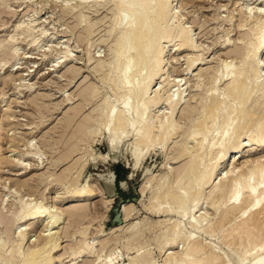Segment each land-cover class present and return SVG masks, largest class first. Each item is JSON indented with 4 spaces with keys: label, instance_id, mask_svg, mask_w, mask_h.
Instances as JSON below:
<instances>
[{
    "label": "rangeland",
    "instance_id": "1",
    "mask_svg": "<svg viewBox=\"0 0 264 264\" xmlns=\"http://www.w3.org/2000/svg\"><path fill=\"white\" fill-rule=\"evenodd\" d=\"M138 1V8L133 4L126 13H121L123 20H128V17L131 20L135 11V14H141L145 10V1L142 0L144 6ZM147 1L151 3L152 0ZM167 3L178 14L179 24L171 29L170 41L163 40L159 45L161 48L158 46L167 50L166 65L148 95L151 98L158 90L162 99L146 115L149 116L151 129H157L152 132L155 137L159 135L158 130L163 123L172 122L178 131L165 147H160L158 136L156 145L159 148L154 147V151L152 149L145 156V147H139L136 142V128L128 126L121 133L118 131L119 134L105 128L109 120L108 108L114 105L120 112L125 108L120 98L127 92L120 87L126 71L117 60L127 57L128 34L124 30L135 22L128 25L129 21L125 20L123 25L114 29L118 8L113 0H0V264H44L47 260L45 264H129L132 261H137V264H175L183 253L197 244L202 245L206 254L218 252L220 264H229V260H232L231 264H248L253 256L261 254V246H264V208L251 212L249 228L252 234L249 237L237 233L229 237L223 229L230 224L235 225L241 215L236 212L228 224L217 223L219 216L213 204L218 202V195L211 196V191L219 181L217 179L230 169H239L238 172L236 170L238 175L243 173L239 172L245 164L251 167L257 161L264 163V148L258 147V137L253 133L257 129L253 127L264 122V94L251 109L252 113L248 111L241 116L245 121L239 119L242 128L248 125L251 130L238 128L240 123L237 122V133L241 130L242 135V131H246V136L242 135L239 140L246 147L235 164L231 161L218 166L216 176L205 187L199 186L198 180L223 157L219 159L220 153L215 145L222 141L220 134L217 135V128H220L223 121L220 119L226 116L230 109L226 108L232 100L229 91L233 80L227 71L239 75L248 62L245 67L251 77L246 92L250 91L249 94L252 92L253 95L250 97L247 93L243 102L246 106L241 96L243 99L237 102L235 108H246L257 94L254 93L256 87L264 83V78H261L264 77V53L258 57L261 70L256 78L252 76L255 68L252 60L245 61L259 45L257 39L264 23V0H168ZM67 6L69 11H65ZM132 8L135 10L130 12ZM152 24L156 25L157 20H153ZM185 29L189 30L190 39L194 41L193 47L196 46L193 50H179L178 46L182 44L179 35ZM150 35V39L155 36L153 32ZM118 51L125 54L121 53L117 58ZM120 55L123 57L120 58ZM192 60L194 66L190 69L188 63ZM145 65L151 66V63H143L137 69L140 71L135 72L134 77L137 78L131 79L129 90L140 87L141 77L143 79L150 69ZM227 66L232 67L226 71ZM224 74L227 76L224 77ZM171 97L174 101L182 99L174 113L167 102ZM247 97L250 98L248 103ZM138 100H135L138 103L134 102L138 105L128 114L131 120L136 118L137 111L142 110V102ZM214 105L217 107L214 108ZM210 107L217 110L213 118L208 116L215 111L211 112ZM203 111L207 114L203 115ZM195 132L198 134L190 137ZM249 132L255 136L249 135ZM261 132L264 134L263 130ZM218 137L221 140H216ZM111 139L121 142L118 151H111ZM251 139L254 142L249 141ZM230 145L226 155L232 151ZM132 151L143 153L137 160L136 172L133 171ZM183 151L186 156L175 160ZM108 155L110 160L106 161ZM196 159L197 168L192 173L197 176L196 180L193 177L196 181L193 193H185L184 196L194 199L200 194L198 208L194 211L191 203L186 206L181 198H177L178 202H162L165 187L173 190L183 187L182 193L185 192L186 182L183 181L186 179L177 174ZM248 166L244 169L249 174L252 167L248 169ZM118 170L122 174L120 182L124 184L117 183L114 196L113 173ZM246 173L240 175L242 179L247 177ZM178 178L183 181H178ZM78 190L87 192L84 196H88L73 203L71 196ZM157 193V199L163 198L158 200L159 203L154 199ZM182 202L187 209L183 208ZM160 204L164 210L154 213L153 206ZM40 206H44L45 219L35 226L24 222L28 208ZM73 208L84 209L82 217L77 218L78 222L67 217V211ZM121 209L122 223L119 224L116 217ZM194 214H202L203 217L198 231L190 225ZM51 216L61 219L54 227L47 226ZM9 219L14 222L7 229L4 223ZM179 222L183 224V234H192L193 237L189 241L182 237L171 245L173 229ZM45 235L47 239L53 238L47 248H43ZM54 241L57 242V249L50 252L49 247ZM38 243L41 247L37 248ZM34 249L41 250L30 263L25 262ZM83 250L86 256L72 261L74 252Z\"/></svg>",
    "mask_w": 264,
    "mask_h": 264
},
{
    "label": "bare ground",
    "instance_id": "2",
    "mask_svg": "<svg viewBox=\"0 0 264 264\" xmlns=\"http://www.w3.org/2000/svg\"><path fill=\"white\" fill-rule=\"evenodd\" d=\"M114 1V3L116 4V6H117V8H118V17L116 18V20H115V22H114V24H113V27H114V29H116L117 28V26H120L123 22H125V20H123L122 19V14L121 13H126L129 9V6H131V5H135L136 6V0H113ZM125 1V2H124ZM142 3H143V1L142 0H140ZM140 1H138L139 3H140ZM145 2L144 3H146L147 4V6H145L144 8H145V10L143 9V12H141V14L140 13H137V14H135L136 13V11L134 12V14L133 15H131L130 14V12H132L133 10H135V8L133 9H131V11L130 12H128L129 13V15H131L132 16V18H131V20H130V17H128L129 19L128 20H126L127 21V23H128V21H129V23H128V25L129 24H132L133 22H135V24H133V25H130V27H128L127 25H126V27H128V28H126L127 30H124V31H127V32H125V34L127 33L128 35V39H127V37H126V41H127V44H126V51H125V53H123V52H121V51H118V52H116L117 53V58L119 57L118 55L119 54H121V53H123V54H125V56L127 55V57H125V60L124 59H122L121 57H123V55L121 56L120 55V60L122 61H124V62H120V60H117V61H119V63H120V67L123 69V68H125V71H126V75H125V77H124V79H122L123 81H121V89L123 90V91H125L126 90V92H127V94H125L123 97H122V99L120 98V100H121V102H123V105H124V111H122V112H120L119 110H117V108L114 106V105H112V106H110V108H108L109 109V115H108V118H109V120H107V124H106V129H108L109 131L110 130H115L116 132H118V131H120V133L122 132L121 130H123V129H125L126 127H128V126H132L133 128H136V133H137V135H138V137H137V140H136V142L138 143V145H139V147L140 146H143V148L145 147V152H144V154L143 153H141V154H139V153H136V152H134V151H132V159H133V171L134 172H136L137 171V169H136V164H137V160H140L141 159V155L143 154V155H145V154H147L148 155V153H150V151L154 148V147H156L157 145H156V141L158 140V136H159V139H161V145L162 146H160V147H165L169 142H171V139L174 137V136H176L177 135V129L176 128H174L175 126H174V124H171V123H163V124H161V127H160V129L158 130L159 131V135L157 136V137H155L154 136V134L152 133V132H154V130L156 129H154V127L151 129V127L150 126H152V125H150L149 123L150 122H148V117L149 116H147L146 114H147V112L149 111V110H151V109H153L155 106H158L157 104L160 102V100L162 99V98H160V95H159V92L157 93V91L155 90V94L153 95V97H149V91H150V89H151V87L153 86V84H154V82L156 81V79H157V77H159V75H161L160 73L164 70L163 69V67H165V65H166V56H167V50H164V49H166V48H163V50H161L160 48V44H161V42L163 41V40H166L167 39V41H170L168 38H170L171 37V35H170V33L172 32V28L174 27V25H177V24H179L178 22H177V19H178V14L176 13V11L174 12V10L172 9H170V7H168L167 6V2H168V0H150L151 1V3H148V1L146 2V0H144ZM260 1V0H259ZM127 3V4H126ZM144 3H143V6H144ZM138 4V3H137ZM141 4V3H140ZM139 4V5H140ZM145 4V5H146ZM81 5V4H80ZM84 5V4H83ZM102 5V4H101ZM82 6V5H81ZM88 6V5H87ZM134 6V7H135ZM138 6V5H137ZM136 6V7H137ZM139 7H141V6H139ZM138 8V7H137ZM140 9H142V8H140ZM65 11H69V9H68V6H67V8H65ZM253 11V10H252ZM264 11V10H263ZM138 12H140L139 10H138ZM127 13V14H128ZM125 17V16H124ZM125 18H127V17H125ZM170 18V19H169ZM153 20H157V24L156 25H154V24H152L153 23ZM170 22H169V21ZM152 21V22H151ZM132 22V23H131ZM123 25V24H122ZM176 27V26H175ZM178 28H179V26H177ZM179 29H181V28H179ZM174 30V29H173ZM260 30V32H259V34H258V41H259V45H258V47L253 51V53H251V55L250 54H248L249 56H247V58L245 59V61H247V60H252L251 62H253L252 64L255 66V68H254V72H253V77H257V75L259 74V70H261L260 69V63L261 62H259L260 61V59L258 58L259 56H260V54H263L264 53V23H263V25L261 26V29H259ZM151 32H153V34L155 35V36H152V37H154V38H152V39H150L151 38V35H150V33ZM180 33H181V30L179 31ZM176 33V32H175ZM175 33H174V35H175ZM179 33V34H180ZM177 34V33H176ZM179 34H177V35H179ZM170 35V36H169ZM173 35V34H172ZM149 36H150V38H149ZM180 36H181V38H182V40L181 39H179L181 42H182V44H181V42H180V46H178L179 47V50H182V49H191V50H193V48L194 47H196L195 45H194V47H193V43H192V41H193V39H192V41H191V36L189 35V30L188 31H186V29H185V31L183 30V32L181 33V35H179V38H180ZM256 36H257V34H256ZM123 38V37H122ZM171 39V38H170ZM122 41H123V39H122ZM121 41V42H122ZM125 42V41H124ZM166 42V41H165ZM194 42V41H193ZM121 44V43H120ZM122 45H123V43H122ZM122 45H120V46H122ZM160 45V46H159ZM157 46V47H156ZM160 48H159V47ZM118 47V46H117ZM154 47H155V49H154ZM121 48V47H120ZM125 48V47H124ZM159 49V50H161V51H159V50H156V49ZM168 48V47H167ZM119 49V48H118ZM123 50H125V49H123ZM156 51H157V54H156ZM116 53H114V54H116ZM242 56V55H241ZM62 58V57H61ZM193 58V57H192ZM199 59V58H198ZM197 59V60H198ZM151 63V66H150V69H148L147 70V72H146V74H145V76L143 75V79H142V77H141V85H140V87L138 88V89H133V90H129V84L131 85V83H130V81H131V79H133V77H134V74H136L135 72H137V71H140V70H137L139 67H141L142 66V64L143 63ZM232 62V61H231ZM250 62V61H249ZM197 63V62H196ZM189 65V68L191 69L193 66H194V61L192 60V62H189L188 63ZM230 64V63H229ZM228 64V65H229ZM245 64V63H244ZM225 65V64H224ZM231 65V64H230ZM246 65H248V62L244 65V70H243V72L241 73V74H239V75H237V74H235L234 72L232 73V72H230V70L229 71H227L229 68L228 67H232V66H227V69H226V71H227V75H229V77L233 80L232 82V85H230V86H232V87H230V95H231V104H229V105H231L230 107H229V105H228V107L226 108V109H228V108H230V109H228L229 111H227L225 114H226V116L225 115H223V118L222 119H220V120H223L222 121V123H221V125H220V128L218 129L217 128V135L218 134H220V138L222 139V141L219 143V141L217 142V143H219V145H215V148H217V150L219 151V159H220V157H222L221 159H220V161L218 162L217 161V163L218 164H216L215 163V167L213 166V168L210 170V171H208L207 172V174L205 175V174H203V175H201L200 176V178H199V175H198V178H199V186L200 185H202V186H204L205 187V185H208V184H210L211 183V180H213V177H215L216 176V173H217V170H218V166H223V165H225V164H230V162L232 161V163L233 164H235V161H236V159L238 158V155L240 154V153H242V151L244 150V148L246 147L242 142H239V140H240V138H241V136L242 135H244L245 133H246V131L244 132V131H242V135L240 134L241 133V130H240V133H239V131H238V133H237V122H239V121H241V120H243V118L241 117L245 112H247L248 113V111H249V113L251 112V109H253L254 108V106L255 105H257V103L259 102V100H260V98L261 97H263V94H264V83H262V84H259L260 86H257L256 87V92H254V93H260L261 95L260 96H256L255 94H254V96L250 99L249 97H247L248 98V100H247V103H248V101H249V99H250V102H249V104H248V106L246 107V108H242V106L241 107H239V108H235L236 106H237V102H239V100L242 98L241 96H243V98H244V100H241L242 101V103L243 102H245V100H246V95H247V93L249 94V92H246V87H250L249 85V81H250V79H249V77H251V75H249L248 76V73H247V67H245ZM147 65H145V67H146ZM149 66H147V67H149ZM119 67V68H120ZM117 69H118V67H117ZM140 69V68H139ZM119 70V69H118ZM124 70V69H123ZM143 70V69H142ZM146 71V70H145ZM143 73V72H142ZM236 73H238V72H236ZM261 73V72H260ZM250 74V73H249ZM137 75H139L138 73H137ZM225 75V74H224ZM227 75H225L224 77H226ZM263 75V74H262ZM141 76V75H140ZM139 76V77H140ZM136 77V76H135ZM134 77V78H135ZM261 77V76H260ZM137 78V77H136ZM255 78L253 79V80H255ZM262 79L264 78V77H261ZM164 80H166V79H164ZM252 80V81H253ZM133 81V80H132ZM131 81V82H132ZM183 81V80H182ZM258 81V80H257ZM166 82V81H165ZM200 82V81H199ZM262 82V81H261ZM264 82V81H263ZM257 83H259V82H257ZM133 84V83H132ZM170 84V83H169ZM135 85V84H134ZM116 86V85H115ZM171 87V86H170ZM255 87V86H254ZM137 88V87H136ZM254 89V88H253ZM117 90V89H116ZM118 90H119V88H118ZM255 90V89H254ZM181 91V90H180ZM122 92V91H121ZM118 94H120L119 92H118ZM251 94H252V92H251ZM251 94H249L248 96H250ZM227 95V94H226ZM225 95V96H226ZM253 95V94H252ZM251 95V96H252ZM149 97V98H146V97ZM151 96V95H150ZM162 96V95H161ZM250 96V97H251ZM163 97V96H162ZM229 97V96H228ZM140 99L141 100V102H142V105H140V107H142L141 109L142 110H139V111H137V113H136V118L135 119H129L128 117H129V113L131 112V110L133 109V108H135V106L136 105H138V104H134V102H135V100H137V99ZM164 98H166V97H164ZM172 98V97H171ZM242 98V99H243ZM140 100H138V101H140ZM181 98L179 99V100H177V101H174L173 100V98L172 99H168L167 100V102L170 104V106H171V111L174 113L175 111H176V109H177V107L179 106V104H180V102H181ZM164 101H166V99L164 100ZM224 101V100H223ZM229 101V100H228ZM120 102V103H121ZM135 103H138V102H135ZM140 103V102H139ZM161 103V102H160ZM164 103V102H163ZM246 103V104H247ZM141 104V103H140ZM222 104V103H221ZM241 104V103H240ZM244 104V103H243ZM242 104V105H243ZM218 105V104H217ZM245 105V104H244ZM243 105V106H244ZM222 106H224V103L222 104ZM246 106V105H245ZM7 107V106H6ZM215 107H217V106H215L214 105V108ZM206 108V107H205ZM207 108H208V105H207ZM206 108V109H207ZM213 108V110H215ZM220 108V105H218V109ZM205 109V110H206ZM211 109V110H210ZM210 111L212 112L213 110H212V108L210 107ZM256 109V108H255ZM254 109V110H255ZM263 110H264V107L262 108ZM217 110H215L214 112H210L211 114L209 115L208 114V116L209 117H211V118H213L215 115H216V112ZM253 111V110H252ZM262 111V110H261ZM204 112V114L203 115H206L205 114V112L206 111H203ZM209 112V111H208ZM220 112V111H219ZM224 112H225V110H224ZM223 112V113H224ZM254 112V111H253ZM149 113V112H148ZM247 113H245V114H247ZM252 113V112H251ZM258 114V113H257ZM151 115V114H150ZM249 115V114H248ZM251 115H253V114H251ZM250 115V116H251ZM254 115H256V114H254ZM253 115V116H254ZM207 116V117H208ZM225 116V117H224ZM244 116V115H243ZM258 116H259V114H258ZM260 116H262V115H260ZM256 117V116H255ZM107 118V119H108ZM171 118V117H170ZM240 118H242L241 120H239ZM257 118V117H256ZM150 119V118H149ZM169 119V118H168ZM203 119V118H202ZM210 119V118H209ZM208 119V120H209ZM217 119V118H216ZM253 119V118H252ZM151 120H152V117H151ZM162 120V119H161ZM205 120V119H204ZM207 120V121H208ZM213 120V119H212ZM255 120V119H254ZM150 121V120H149ZM214 121V120H213ZM243 121H245V120H243ZM152 122V121H151ZM212 122V121H211ZM248 122V121H247ZM199 123H200V121H199ZM205 123H206V121H205ZM204 123V124H205ZM214 123H215V121H214ZM240 123V122H239ZM242 123V122H241ZM241 123H240V127H238V128H241L242 130H243V128H247L248 127V125H246V127H241L242 125H241ZM252 123H254V121L252 122ZM261 123H264L263 121L262 122H260V123H258L259 124V126H257L256 124H254V125H256L257 127H253L254 129L255 128H257L256 129V131H254L253 133L254 134H256L257 135V137H258V140H257V142L256 143H259L260 145L258 146V147H261V148H264V136H262V135H264V134H262V132H261V130H263L264 131V129H262V128H264V124H263V127H261ZM152 124V123H151ZM211 124H213V123H211ZM216 124V123H215ZM243 124H244V122H243ZM246 124V123H245ZM248 124V123H247ZM253 125V126H254ZM205 126V125H204ZM207 126V125H206ZM205 126V127H206ZM245 126V125H244ZM249 126H250V122H249ZM104 127V126H103ZM159 127V126H158ZM213 127H214V124H213ZM251 127V126H250ZM83 128H84V126H83ZM112 128H114V129H112ZM154 129V130H153ZM209 129V128H208ZM247 129H250V128H247ZM246 129V130H247ZM261 129V130H260ZM80 130V129H79ZM153 130V131H152ZM157 130V129H156ZM205 130V129H204ZM203 130V131H204ZM211 131H212V129H210ZM251 130V129H250ZM126 131V130H125ZM81 132V131H80ZM83 132V131H82ZM81 132V133H82ZM111 132V131H110ZM205 132V131H204ZM232 132V134L230 135V133ZM244 132V133H243ZM248 132V131H247ZM252 132V131H251ZM85 133V132H84ZM215 133V132H214ZM264 133V132H263ZM110 135H111V133H109ZM116 133H114L113 135H115ZM118 134H119V132H118ZM152 134H153V137H152ZM158 134V133H157ZM198 134V132H195L194 134H191V136L190 137H194V136H196ZM209 134V133H208ZM249 135L251 134L250 132L248 133ZM254 134H251V136H253ZM204 135V134H203ZM118 136V135H117ZM245 136H246V134H245ZM250 136V137H251ZM255 136V135H254ZM190 137H188V138H190ZM200 137V136H199ZM210 137V136H209ZM219 137L216 139V140H218L219 139ZM248 137V136H247ZM246 137V138H247ZM110 138V137H109ZM157 138V139H156ZM252 138H254V137H252ZM135 139H136V137H135ZM195 139H197V138H195ZM195 139H191V140H195ZM221 139H219V140H221ZM112 140L113 139H111L109 142H110V148H111V151H113V152H115V151H118V146L120 145V143L118 142V140H116V141H114V142H112ZM256 140V139H255ZM196 141V140H195ZM215 141V140H214ZM249 141H253L254 142V139H251V140H249ZM158 142V141H157ZM190 142V141H189ZM194 142V141H193ZM137 143H135V146H136V144ZM159 143V144H160ZM195 143V142H194ZM200 143V142H199ZM198 143V144H199ZM250 143H252V142H250ZM255 143V144H256ZM119 144V145H118ZM209 144H211V142L209 143ZM213 144V143H212ZM231 144V145H230ZM246 144V143H245ZM137 145V146H138ZM197 145V144H196ZM195 145V146H196ZM229 145L230 146H232L233 148H232V151L231 152H229L227 155H226V150H227V148L229 147ZM251 145V144H250ZM254 145V144H253ZM159 146V145H158ZM157 146V147H158ZM187 146V145H186ZM199 146V145H198ZM212 147H214V146H212ZM211 147V148H212ZM133 148V147H132ZM131 148V149H132ZM159 148V147H158ZM187 148V147H186ZM190 148V147H189ZM188 148V149H189ZM195 148V147H194ZM194 148H192L193 149V151L195 150ZM142 149V148H141ZM163 149V148H162ZM187 149V150H188ZM191 149V150H192ZM199 149V148H198ZM138 150H139V148H138ZM214 150V149H213ZM153 151H154V149H153ZM189 151V150H188ZM212 151V150H211ZM138 152V151H137ZM139 152H141L140 150H139ZM143 152V151H142ZM192 152V151H191ZM196 152V150L194 151V153ZM225 153V154H224ZM186 154L187 153H185L184 151L183 152H180V154H179V156H178V158H176L175 160H179V159H183V157H185L186 156ZM188 154H189V152H188ZM196 154V153H195ZM222 154V155H221ZM142 155V156H143ZM147 155H145V156H147ZM190 155H192V154H190ZM196 156V155H195ZM106 157V156H105ZM104 157V158H105ZM109 157H110V155H108L107 156V158H106V161H109L110 159H109ZM189 157V156H188ZM193 157V156H192ZM192 157L190 158V159H192ZM144 158V157H143ZM195 158V157H194ZM96 160V159H95ZM199 160V159H198ZM211 160H212V158H211ZM261 161V160H260ZM263 161H264V159H263ZM1 162V161H0ZM197 159H196V161L195 160H192L191 161V163L189 164V166L187 167V168H185V169H181L182 171H180V172H178V174H177V176L179 175H182L184 178H182V177H180V178H182V179H186L185 181H183L182 179H180L179 180V178H178V181H183L184 183L186 182V184H187V186H186V184H185V192H183L182 193V190H183V187H179L180 185H178L179 183H177V186L179 187V188H175L174 190H173V188L171 189V188H169V187H165V188H163L165 191L163 192L164 194H163V196H164V199L161 197V199H157V197H158V195H159V193H157L156 194V196L154 197V199H156L157 200V202L159 203L160 201H158V200H162L163 199V201L162 202H170V200L173 202V201H177V198L178 199H180L181 198V200L184 202V204H186V206L188 205V206H190V204L189 203H191V208L195 211L197 208H198V201H199V195H197V196H195V198L193 199V198H191L190 196H188V195H186V196H184V194L185 193H189V192H192L193 191V187L195 186V183H196V177L195 176H193V170H195V168H197ZM247 162V161H246ZM257 162H259V161H257ZM257 162H255L256 164H257V166H256V164L255 165H253V166H255V167H253V166H251L252 167V169L249 171V174H248V171H246V169H244V167H246L247 168V166H248V164H245V165H247V166H242L241 167V169H240V172L239 173H246L247 174V177L246 178H243L242 179V177L240 176V175H242V174H238V175H236V173L238 172V170L239 169H236L237 170V172H236V170H235V168H234V170H233V168L232 169H230L229 171H227L226 172V174H225V172H224V176H222L220 179H217V180H219L214 186H213V189H212V193H211V196H213V195H218V202L217 203H215V204H213V208H214V210L218 213V221H217V223H219L220 225H225L226 223L228 224V221L230 220V218H231V216L232 215H234V213H236V212H239L240 213V217H238L239 219L237 220V223L235 224V225H232V224H230L227 228H224L223 230H224V234H228V236L229 237H231L234 233H237V235H247L248 237L252 234V230H250V228H249V221L251 220V212L252 211H257V210H261V209H263L264 208V163L263 162H259V163H257ZM2 163V162H1ZM249 163V162H248ZM252 163V162H251ZM254 163V162H253ZM7 164H8V162H7ZM10 164V163H9ZM140 164V163H139ZM142 165V164H141ZM233 166V165H232ZM185 167V166H184ZM251 167H249L248 166V169L249 168H251ZM207 168V167H206ZM242 169H244L245 170V172H244V170H242ZM247 169V170H248ZM139 170V169H138ZM198 171V170H197ZM193 173V174H192ZM198 173V172H197ZM192 175V176H191ZM196 175V174H195ZM193 177H195V180H193ZM243 177H245V176H243ZM112 180H113V178H112ZM197 181V182H198ZM110 183H111V181H110ZM182 183V182H181ZM171 184V183H170ZM88 185V184H87ZM162 185V184H161ZM184 185V184H183ZM197 185V184H196ZM171 187H172V185H170ZM182 186V185H181ZM201 186V187H202ZM197 187V186H196ZM84 188H86V187H84ZM81 190H83V188L81 189ZM80 190V191H81ZM85 191H86V189H84ZM79 192V190L77 191V193H74L73 194V196H71V202H73V203H76V202H79L82 198H87V196H84V194L86 195V193L87 192ZM88 191V190H87ZM200 192V191H199ZM228 192H229V194H228ZM193 193V192H192ZM190 194V193H189ZM183 196V197H182ZM57 197H55V199H56ZM160 198V197H159ZM183 198V199H182ZM156 200H155V203H157L156 202ZM154 201V200H153ZM180 201V200H179ZM166 202V203H167ZM178 202V201H177ZM183 202H182V205H183ZM164 203H162V204H164ZM201 203V202H200ZM32 204V203H31ZM178 204V203H177ZM206 204V203H205ZM173 205V204H172ZM174 205H176V202H175V204ZM179 205H180V202H179ZM29 206V205H28ZM178 208V207H177ZM179 208H180V206H179ZM182 208V207H181ZM183 208H185V206L183 205ZM182 208V209H183ZM204 208V207H203ZM203 208H201V209H203ZM212 208V207H211ZM126 209V208H125ZM185 209H187V208H185ZM191 209V210H192ZM152 210H153V212L154 213H156V214H158V213H160L161 211H163L164 210V208H163V210H162V205L160 204L159 206H157V205H154L153 206V208H152ZM168 210V209H167ZM178 210V209H177ZM181 210V209H180ZM179 211V210H178ZM178 211H177V213H178ZM84 212V209H81V208H73V209H69L68 211H67V217H69L72 221H77L78 219L77 218H79L80 219V217L79 216H81V214ZM125 212V211H124ZM172 212V211H171ZM170 212V213H171ZM175 212V211H174ZM181 212V211H180ZM207 212V211H206ZM164 213V212H163ZM195 213V212H194ZM26 215H25V217L23 218L24 219V222H27V223H29V225H36V224H39V223H41L42 222V219L44 218V214H45V209H44V206L42 207V206H40V207H37V208H28V212L27 213H25ZM58 214V213H57ZM179 214V213H178ZM208 214V213H207ZM210 214V213H209ZM50 215V214H49ZM54 215V214H53ZM83 215V214H82ZM58 216V215H57ZM82 217V216H81ZM51 221H49L47 224V226H55L57 223H58V219L60 218H57L56 219V217L55 216H51ZM202 214L201 215H199V216H197V214H194V216L192 217V222L190 223V225L192 226V229L194 228V229H200L199 227L202 225V223H203V221H202ZM23 219H21V220H23ZM45 219V218H44ZM207 219V218H206ZM26 220V221H25ZM59 220H61V219H59ZM171 220V219H170ZM204 220V219H203ZM75 221V222H76ZM13 222L14 221H12V220H6L5 221V223L4 224H6V228L8 229L9 227H11L12 225H13ZM78 222V221H77ZM72 223V222H71ZM183 224H181L180 222L176 225V227H175V229H173V232H172V241L170 242V244L171 245H174L176 242H177V240L178 239H180V238H182V237H185V239H187L188 241L189 240H191V238L193 237V235L192 234H190V235H185V234H183L184 232H182V229H181V226H182ZM213 227V226H212ZM47 229V228H46ZM42 230V229H41ZM46 231V230H45ZM198 231V230H197ZM202 231V230H201ZM204 232V231H203ZM22 233V232H21ZM49 233V232H48ZM41 234V233H40ZM185 235V236H184ZM235 235V234H234ZM41 236V235H40ZM42 237V236H41ZM45 237H46V235H45ZM51 237H52V235H51ZM55 237V236H54ZM72 237V236H71ZM55 238H58V237H55ZM42 239V238H41ZM44 239V238H43ZM24 240V239H23ZM39 240V239H38ZM44 241V240H43ZM45 241H46V243L44 244V246H43V248H47V245L49 244L50 245V243L51 242H53V238H49V239H47V237L45 238ZM185 242H186V240H184ZM183 241V242H184ZM55 242V241H54ZM22 243V242H21ZM44 242H42L41 244H43ZM37 244V243H36ZM39 244L40 243H38V246H37V248L38 247H41V245L39 246ZM178 244V243H177ZM185 245V244H184ZM207 246V245H206ZM169 247H170V245H169ZM209 247V246H208ZM43 248H41V249H43ZM49 248H51L50 250V252H52V251H55L56 249H57V242H55V243H53V245H51ZM165 248V247H164ZM4 249V248H3ZM41 249H39V250H35L34 249V251H32V252H30V254L28 255V259L25 261V262H29L30 263V261L31 260H33V258H35V256L39 253V251L41 250ZM185 248H183V250H184ZM5 250V249H4ZM3 251V250H2ZM261 254L258 256V254H257V257H256V255L255 256H253L252 258H251V261H248V262H250V263H248V264H264V246L262 245L261 246ZM46 252H48V251H46ZM45 252V253H46ZM87 252V251H86ZM19 253H20V251H19ZM42 253V252H41ZM64 253H66V252H64ZM85 252H84V250L83 251H81V252H78V253H76L75 254V252H74V254H73V260L72 261H75V260H78V259H80V258H82V257H85L83 254H84ZM168 253V252H167ZM249 253V252H248ZM2 254V253H1ZM13 254V253H12ZM47 254V253H46ZM39 255H41V254H39ZM38 255V256H39ZM51 255V254H50ZM200 255V258H197L196 259V257L197 256H199ZM251 255H253V254H250L249 256H251ZM11 256V255H10ZM19 256V255H18ZM48 256H49V254H48ZM50 257V256H49ZM179 257V256H178ZM242 257H243V255H242ZM26 258V257H25ZM48 258V257H47ZM46 258V259H47ZM54 258V257H53ZM60 258V257H59ZM58 258V259H59ZM179 258H180V260H179ZM178 258V260H176V263L175 264H220V258H221V256L218 254V252H211V253H208V254H206L205 252H204V248L202 247V245L201 244H197V245H195V246H193V247H190L185 253H183V255H181V257H179ZM248 257H246L245 256V260H248L247 259ZM250 258V257H249ZM40 259H42V258H40ZM50 259V258H49ZM52 259V258H51ZM177 259V258H176ZM240 259V258H239ZM43 260V259H42ZM42 260H40V261H42ZM55 260V259H54ZM250 260V259H249ZM45 261V260H44ZM43 261V262H44ZM60 261V260H59ZM168 261V260H167ZM2 262V261H1ZM10 262V261H9ZM46 262H48V260L46 261ZM45 262V263H46ZM229 262V264H231L232 263V260L230 261H228ZM5 263V262H4ZM13 263V262H12ZM34 263V262H33ZM44 263V264H45ZM49 263H51V260H49ZM54 263V262H53ZM53 263H51V264H53ZM172 263V262H171ZM37 264V263H36ZM43 264V263H42ZM129 264H137V261H132V262H130ZM168 264V263H167Z\"/></svg>",
    "mask_w": 264,
    "mask_h": 264
},
{
    "label": "water",
    "instance_id": "3",
    "mask_svg": "<svg viewBox=\"0 0 264 264\" xmlns=\"http://www.w3.org/2000/svg\"><path fill=\"white\" fill-rule=\"evenodd\" d=\"M113 175H114V185H115V190H114V196H115V194L117 193V181H116V174H115V172L113 173ZM120 184H124V183H122V182H119V185ZM122 186V185H121ZM120 186V188H122ZM105 187H106V185H105ZM106 189V188H105ZM110 196V195H109ZM110 197H113V196H110ZM134 201H136V199L134 200ZM123 209V208H122ZM122 209H121V211H119L118 210V214H117V217H116V219H117V222L120 224V223H122Z\"/></svg>",
    "mask_w": 264,
    "mask_h": 264
},
{
    "label": "trees",
    "instance_id": "4",
    "mask_svg": "<svg viewBox=\"0 0 264 264\" xmlns=\"http://www.w3.org/2000/svg\"><path fill=\"white\" fill-rule=\"evenodd\" d=\"M115 174H116V181H117V183H119L120 181H122V174H121V172L118 170V171H115Z\"/></svg>",
    "mask_w": 264,
    "mask_h": 264
}]
</instances>
